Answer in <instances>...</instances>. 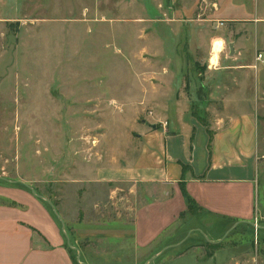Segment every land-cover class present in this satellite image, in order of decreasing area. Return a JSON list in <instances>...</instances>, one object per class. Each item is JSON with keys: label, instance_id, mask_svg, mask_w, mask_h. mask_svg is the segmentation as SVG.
Masks as SVG:
<instances>
[{"label": "rangeland", "instance_id": "374dc122", "mask_svg": "<svg viewBox=\"0 0 264 264\" xmlns=\"http://www.w3.org/2000/svg\"><path fill=\"white\" fill-rule=\"evenodd\" d=\"M203 32L225 41L227 61L213 73L206 72V45H197ZM237 39L240 63L252 61L254 48L264 52V0H0V187L22 182L53 204L57 220L47 209L72 264H170L188 246L206 242L194 234L197 242L190 235L168 247L198 228L202 214L192 206L160 244L139 246L136 211L171 194L93 175L125 153L132 159L142 145L138 136L167 125L163 104L192 86L201 97L206 77L229 73L223 70L236 54L228 43ZM202 112L196 106L198 117ZM263 172L256 179L257 227L226 234L229 223L215 231L221 242L248 248L232 264H264ZM203 220L221 226L218 218Z\"/></svg>", "mask_w": 264, "mask_h": 264}, {"label": "crops", "instance_id": "0c3cea01", "mask_svg": "<svg viewBox=\"0 0 264 264\" xmlns=\"http://www.w3.org/2000/svg\"><path fill=\"white\" fill-rule=\"evenodd\" d=\"M213 39L214 35L203 32L197 45H206L211 55ZM191 40L189 33L187 43L193 46ZM222 41L219 64L227 61ZM230 42L236 61L226 63L223 72L229 73L206 77L203 90L207 93L201 91V97L199 86L195 90L192 86L168 104L162 103L167 125L152 127L138 136L136 142L142 145L134 147L133 160L128 152L123 159H112L94 171L97 181L157 185L166 196L171 194L136 211L133 234L139 246L160 244L166 237L164 232L178 224L187 209L184 193L202 214L195 225L198 228L188 231L189 236L202 235L218 243L225 239L215 235L222 226L236 221L238 230L254 218L256 179L258 171L264 170V52H257L262 54V60L257 61L254 48L252 61L245 65L238 62L242 43L239 39ZM209 60L212 69L206 72L213 73L220 65L212 66ZM196 106L203 108L202 117L194 113ZM204 217L221 220L220 228ZM195 235L193 240L198 241ZM236 243L221 242L208 256L210 246L197 242L174 255L170 264L236 263L249 252ZM195 249L200 252L195 253ZM0 264H72L62 232L44 201L30 190L0 187Z\"/></svg>", "mask_w": 264, "mask_h": 264}, {"label": "water", "instance_id": "95a60500", "mask_svg": "<svg viewBox=\"0 0 264 264\" xmlns=\"http://www.w3.org/2000/svg\"><path fill=\"white\" fill-rule=\"evenodd\" d=\"M228 47H229V52H230V54H233V52H234V50H233V44L230 42V43H228ZM154 127V126H153ZM22 183V182H21ZM22 184H25V183H22ZM28 188H29V190L32 192V194H34L35 196H37V197H39L40 199H42V200H44V201H46L50 206H51V208H52V210H53V213L54 214H56L57 216H58V213H57V211L54 209V206H53V204L49 201V200H47V199H45L43 196H41V195H38V194H36L35 193V191H34V189L31 187V186H29V185H27V184H25ZM59 217V216H58ZM249 224H251V225H253V226H255V228L257 227L256 226V224L255 223H253V222H250V221H247ZM239 222H235L234 223V225H233V227L230 229V230H232L233 228H234V226H236L237 224H238ZM230 230L228 231V232H230ZM227 232V233H228ZM226 233V234H227ZM225 234V235H226ZM189 236V233L179 242V243H174V244H172V245H170V246H168V247H175V246H178L179 244H181L187 237ZM206 239L210 242V240L206 237ZM168 247H164V248H162L159 252H157L156 253V255L155 256H153L151 259H153L154 257H157V256H159L160 254H162L163 252H164V250H166ZM146 264V263H145Z\"/></svg>", "mask_w": 264, "mask_h": 264}, {"label": "trees", "instance_id": "16d2710c", "mask_svg": "<svg viewBox=\"0 0 264 264\" xmlns=\"http://www.w3.org/2000/svg\"><path fill=\"white\" fill-rule=\"evenodd\" d=\"M14 184H17V185H19V186H22V188H24V189H26V190H29V188L25 185V184H22V183H17V182H13ZM184 196H185V201H186V205H187V209H186V212H190V211H192V206H194V204H193V202L191 201V199L187 196V195H185V193H184ZM44 201V200H43ZM44 204L46 205V207L49 209V211L51 210L52 211V208H51V206L46 202V201H44ZM194 208H196L195 206H194ZM53 212V211H52ZM185 213V212H184ZM53 214V216H54V218L57 220L58 218L56 217V215L54 214V213H52ZM236 221H234L233 223H235ZM232 223V224H233ZM236 227H238V224L236 225V226H234V228L233 229H235ZM232 229V230H233ZM231 231V230H230ZM204 238H205V240H206V236H203ZM206 243L210 246V250L209 251H207V255L208 256H210L211 255V253L216 249V248H218V247H220L221 246V242H218V243H211V242H209V241H207L206 240ZM165 252V251H164ZM161 255V254H160Z\"/></svg>", "mask_w": 264, "mask_h": 264}, {"label": "clouds", "instance_id": "9594fccd", "mask_svg": "<svg viewBox=\"0 0 264 264\" xmlns=\"http://www.w3.org/2000/svg\"><path fill=\"white\" fill-rule=\"evenodd\" d=\"M223 48V41L220 39H213L211 41V64L216 66L219 60V53Z\"/></svg>", "mask_w": 264, "mask_h": 264}, {"label": "built area", "instance_id": "2783aa9c", "mask_svg": "<svg viewBox=\"0 0 264 264\" xmlns=\"http://www.w3.org/2000/svg\"><path fill=\"white\" fill-rule=\"evenodd\" d=\"M261 57H262V54H261V53H257L255 59H256V60H260ZM165 126H166V122H163V123H162V127H165Z\"/></svg>", "mask_w": 264, "mask_h": 264}]
</instances>
